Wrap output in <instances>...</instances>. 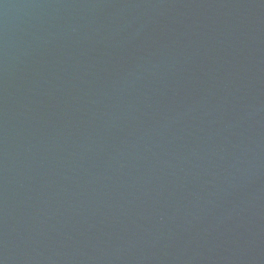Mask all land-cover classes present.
Returning a JSON list of instances; mask_svg holds the SVG:
<instances>
[{
	"label": "water",
	"instance_id": "95a60500",
	"mask_svg": "<svg viewBox=\"0 0 264 264\" xmlns=\"http://www.w3.org/2000/svg\"><path fill=\"white\" fill-rule=\"evenodd\" d=\"M0 264H264V0H0Z\"/></svg>",
	"mask_w": 264,
	"mask_h": 264
}]
</instances>
